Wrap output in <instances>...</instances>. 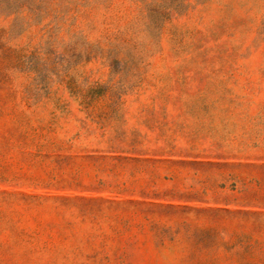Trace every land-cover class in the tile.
Instances as JSON below:
<instances>
[{"label":"rangeland","instance_id":"rangeland-1","mask_svg":"<svg viewBox=\"0 0 264 264\" xmlns=\"http://www.w3.org/2000/svg\"><path fill=\"white\" fill-rule=\"evenodd\" d=\"M0 264H264V0H0Z\"/></svg>","mask_w":264,"mask_h":264}]
</instances>
